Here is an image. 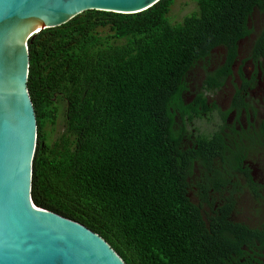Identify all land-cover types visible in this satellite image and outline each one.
<instances>
[{"label": "trees", "instance_id": "1", "mask_svg": "<svg viewBox=\"0 0 264 264\" xmlns=\"http://www.w3.org/2000/svg\"><path fill=\"white\" fill-rule=\"evenodd\" d=\"M176 1L137 14L87 11L28 40L31 200L99 235L125 264H263L254 256L264 250V223L232 221V193L222 196L235 185L226 163L233 139L228 146L223 129L188 126L217 111L206 93L232 75L264 0H192L197 10L173 26ZM217 48L220 65L186 102L189 74ZM263 54L264 28L253 57ZM60 115L47 142L45 128Z\"/></svg>", "mask_w": 264, "mask_h": 264}, {"label": "water", "instance_id": "2", "mask_svg": "<svg viewBox=\"0 0 264 264\" xmlns=\"http://www.w3.org/2000/svg\"><path fill=\"white\" fill-rule=\"evenodd\" d=\"M159 1L0 0V264H125L99 235L32 203L27 42L87 11L137 14Z\"/></svg>", "mask_w": 264, "mask_h": 264}, {"label": "flooded vegetation", "instance_id": "3", "mask_svg": "<svg viewBox=\"0 0 264 264\" xmlns=\"http://www.w3.org/2000/svg\"><path fill=\"white\" fill-rule=\"evenodd\" d=\"M251 29L252 33L249 37L238 42V57L232 65V75L227 78L220 88H224L230 79L237 81L233 87L228 108L221 110L216 100L207 97V94H212V92H207L206 97L209 102L213 101L216 104L217 111L214 112L220 116L221 124L218 126L217 131L223 129V132L227 133L225 134L227 144L228 139H231V142L233 139V146L230 147L231 152L227 155L231 161L226 160V163L234 165V169L231 168L230 170L235 185L233 187L232 185L227 186L222 196H228L229 193H232L236 206V199L239 198V195L241 193L247 194L255 201L256 205L262 206L264 209V98H258L256 95L259 91L264 96V54L257 59L253 57L254 42L262 29L256 28L255 25L251 26ZM245 42H248L249 49L247 52L242 53L241 45ZM240 54L243 56H240ZM240 63L241 66L238 65ZM235 67L236 72H234ZM220 89L215 90L213 94ZM237 91H239L238 104L241 107H239L238 112L232 109ZM258 103L263 104V107L258 109L256 107ZM239 161L240 166L237 165ZM249 181L257 186V194L252 192ZM218 203L219 200L216 205ZM205 211H209L206 206ZM234 212L230 216L232 221H234ZM256 258L264 264V250L259 255L254 256V259Z\"/></svg>", "mask_w": 264, "mask_h": 264}, {"label": "rangeland", "instance_id": "4", "mask_svg": "<svg viewBox=\"0 0 264 264\" xmlns=\"http://www.w3.org/2000/svg\"><path fill=\"white\" fill-rule=\"evenodd\" d=\"M197 10L196 4L192 0H177L168 15V23L170 25H177L183 21V19ZM253 21L251 26L259 27L262 29L264 27V17L262 15L253 16ZM249 49L248 42L241 45V52L245 53ZM224 55V50L222 48H217L213 51L211 57L206 63L198 64L194 70L189 74L187 78V83L189 91L185 94L184 100L186 102L192 100L193 94L200 89L201 83L204 79V74L214 70L220 65ZM240 56H243L240 54ZM242 59V58H241ZM241 66V63L238 64ZM237 65V66H238ZM248 70V67L246 68ZM236 72V67L234 68ZM235 80L230 79L224 86V88L215 92L214 94H207L210 99L216 100L218 107L221 110L228 108L230 96L235 85ZM259 97L264 98L259 91L256 94ZM59 107V105H58ZM258 109L263 107V104L258 103L256 105ZM61 109H64V105L61 104ZM61 115L58 117L55 125H48L45 128V132L48 136L47 142H52L55 140L57 134L61 128ZM231 122V121H230ZM229 122V123H230ZM221 124L220 116L218 113L213 112L208 116H204L201 119H195L192 124L188 126V131L193 133H202L205 135H211L214 131L218 129ZM193 202L194 198L191 196ZM235 212L233 220L235 222L243 223L251 228L259 227L260 224L264 222V209L262 206L256 205L255 201L250 198L247 194H240L239 198L236 199Z\"/></svg>", "mask_w": 264, "mask_h": 264}]
</instances>
